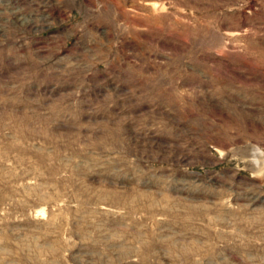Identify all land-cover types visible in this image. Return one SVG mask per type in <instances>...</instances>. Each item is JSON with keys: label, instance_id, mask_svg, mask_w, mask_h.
Returning <instances> with one entry per match:
<instances>
[{"label": "rangeland", "instance_id": "obj_1", "mask_svg": "<svg viewBox=\"0 0 264 264\" xmlns=\"http://www.w3.org/2000/svg\"><path fill=\"white\" fill-rule=\"evenodd\" d=\"M0 264H264V0H0Z\"/></svg>", "mask_w": 264, "mask_h": 264}]
</instances>
